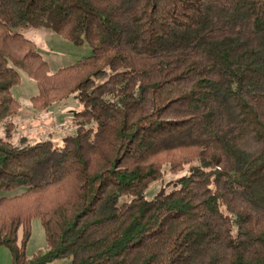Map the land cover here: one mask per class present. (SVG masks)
<instances>
[{
  "label": "trees",
  "instance_id": "16d2710c",
  "mask_svg": "<svg viewBox=\"0 0 264 264\" xmlns=\"http://www.w3.org/2000/svg\"><path fill=\"white\" fill-rule=\"evenodd\" d=\"M28 27L92 46L52 73L84 75L61 144L9 139L21 73L2 35L48 65ZM39 84L40 107L71 93ZM5 119L0 245L12 264H264V0H0ZM34 218L45 250L29 256Z\"/></svg>",
  "mask_w": 264,
  "mask_h": 264
},
{
  "label": "rangeland",
  "instance_id": "374dc122",
  "mask_svg": "<svg viewBox=\"0 0 264 264\" xmlns=\"http://www.w3.org/2000/svg\"><path fill=\"white\" fill-rule=\"evenodd\" d=\"M23 32L35 42V50L41 53L42 57L47 60L48 65L44 66L40 58L34 57L32 46H25L17 40L6 38V36L3 38L2 35V39L9 48L11 58H13H10L9 62L12 64L17 62V68L21 73V80L13 87V93L21 101L22 106L16 114L8 119L12 120L15 126L9 139L14 144H18L21 140L35 143L50 138L56 144H61L66 135L75 131L77 125L74 121V113L82 107V104L76 98L77 90H70L73 86L70 84H74L80 77L82 79L84 75L75 77L72 73L65 71L54 75V78L52 73L60 67L90 54L92 46L89 43L74 44L66 37L56 34L46 27H28L23 29ZM54 79H57L58 82L55 83L56 85L53 88ZM40 80L42 84L49 87L51 85L50 89L56 91L59 95L65 96L66 93H71L67 97H59L53 100L46 107H40L34 100L31 101L32 95L38 94L40 91ZM59 83L62 84L59 86ZM64 86L65 88H62L61 91L60 87ZM67 87L69 89H66ZM5 123L6 119L0 123V136H5ZM189 166V164L183 165L182 168L175 171H171L167 167L162 178L154 182L148 189L147 195L152 196L161 187L169 186V184L172 186L171 182L187 172ZM44 244L43 226L38 218H34L32 221V234L26 248L27 254L31 256L39 249L45 250ZM0 264H12V253L6 245H0ZM46 264H70V261L65 258H56Z\"/></svg>",
  "mask_w": 264,
  "mask_h": 264
}]
</instances>
